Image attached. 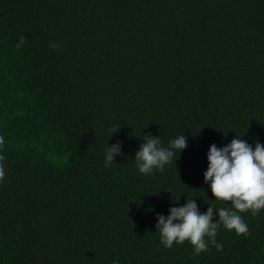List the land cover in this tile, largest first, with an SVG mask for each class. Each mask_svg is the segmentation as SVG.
I'll use <instances>...</instances> for the list:
<instances>
[{
    "label": "trees",
    "instance_id": "trees-1",
    "mask_svg": "<svg viewBox=\"0 0 264 264\" xmlns=\"http://www.w3.org/2000/svg\"><path fill=\"white\" fill-rule=\"evenodd\" d=\"M0 264H264V0H0Z\"/></svg>",
    "mask_w": 264,
    "mask_h": 264
}]
</instances>
